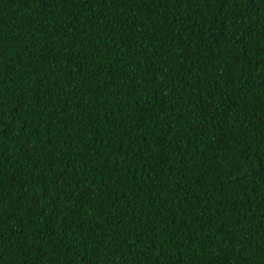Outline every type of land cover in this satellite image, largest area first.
<instances>
[{"label":"trees","instance_id":"obj_1","mask_svg":"<svg viewBox=\"0 0 264 264\" xmlns=\"http://www.w3.org/2000/svg\"><path fill=\"white\" fill-rule=\"evenodd\" d=\"M0 264H264V0H0Z\"/></svg>","mask_w":264,"mask_h":264},{"label":"snow or ice","instance_id":"obj_2","mask_svg":"<svg viewBox=\"0 0 264 264\" xmlns=\"http://www.w3.org/2000/svg\"><path fill=\"white\" fill-rule=\"evenodd\" d=\"M228 2H231V0H228ZM235 7H239V4L236 3V4H235ZM108 254L110 255L111 253H108Z\"/></svg>","mask_w":264,"mask_h":264}]
</instances>
